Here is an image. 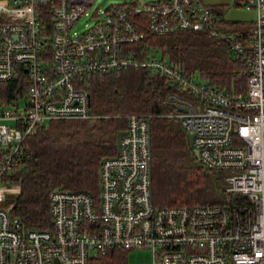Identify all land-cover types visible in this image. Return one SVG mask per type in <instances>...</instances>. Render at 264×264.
Returning <instances> with one entry per match:
<instances>
[{"label":"built area","instance_id":"2783aa9c","mask_svg":"<svg viewBox=\"0 0 264 264\" xmlns=\"http://www.w3.org/2000/svg\"><path fill=\"white\" fill-rule=\"evenodd\" d=\"M94 3L0 0V82L19 73L24 85L21 95L0 101V264H88L112 248L148 250L145 264H264V0L234 1L255 12L247 39L224 28L222 14L205 0L114 4L76 32ZM186 31L207 32L244 63V93L211 86L167 57L134 49L146 35ZM128 67L164 79L171 89L164 103L172 110L161 116L190 135L204 168L224 173L223 191L231 197L154 206L151 116L132 113L123 116L119 149L101 163L98 194L55 188L48 195L51 227L26 229L4 205L20 193L8 175L23 141L50 121L95 118L88 79Z\"/></svg>","mask_w":264,"mask_h":264},{"label":"trees","instance_id":"16d2710c","mask_svg":"<svg viewBox=\"0 0 264 264\" xmlns=\"http://www.w3.org/2000/svg\"><path fill=\"white\" fill-rule=\"evenodd\" d=\"M248 25L222 17V26L231 32H243L244 39L249 35ZM134 49L137 55L167 57L185 73L198 75L211 86L234 93L246 91L244 63L232 58L226 46L207 32L146 35ZM20 78L18 73L17 79L0 82V101L10 102L22 94ZM85 88L96 117L50 121L39 126L23 141L17 165L8 175L9 182L20 185V193L4 205L26 229L51 227L48 195L60 185L73 192L98 194L101 160L116 153V135L126 129L123 116L132 113L151 116L154 206L201 205L210 203L209 197L216 192L223 196L224 173L204 168L191 151L184 129L175 120L161 116L172 110L164 103L171 89L158 74L128 67L97 73L88 79ZM126 252L112 248L104 255H92L88 264H127Z\"/></svg>","mask_w":264,"mask_h":264},{"label":"rangeland","instance_id":"374dc122","mask_svg":"<svg viewBox=\"0 0 264 264\" xmlns=\"http://www.w3.org/2000/svg\"><path fill=\"white\" fill-rule=\"evenodd\" d=\"M132 0H105V2L101 4L102 0H95V3L92 4L87 13L82 15L80 19L77 21L74 30L78 33H82L88 28H90L96 22L99 17L98 14H101L105 9L114 4H124L130 2ZM145 1H156V0H145ZM208 6L221 10L222 17L224 19L229 20H243V18H247L248 13L242 7H235L234 0H205ZM22 103V101H21ZM12 126V123H7ZM224 197V199H222ZM231 195L223 192V196L221 193L216 192L209 197L210 203H222L226 199H229ZM126 261L127 264H145L148 263L151 259V253L145 249H131L126 250Z\"/></svg>","mask_w":264,"mask_h":264},{"label":"water","instance_id":"95a60500","mask_svg":"<svg viewBox=\"0 0 264 264\" xmlns=\"http://www.w3.org/2000/svg\"><path fill=\"white\" fill-rule=\"evenodd\" d=\"M142 1H143V0H142ZM104 2H105V0H102L101 5H102ZM180 110L182 111L183 109H180ZM125 134H126V131H125V130L120 131V132L117 133V135H116V150L119 149V147H120V143H121V139H122V137H123ZM188 139H190V135L188 136ZM193 154L196 156L197 152H196V151H193ZM104 159H105V158H103V159L101 160V163L103 162ZM62 188H63V186L60 185V186L56 187V190H60V189H62ZM222 190H224V187L222 188Z\"/></svg>","mask_w":264,"mask_h":264},{"label":"crops","instance_id":"0c3cea01","mask_svg":"<svg viewBox=\"0 0 264 264\" xmlns=\"http://www.w3.org/2000/svg\"><path fill=\"white\" fill-rule=\"evenodd\" d=\"M235 1V0H234ZM246 10V9H245ZM248 13H251V14H248L247 18H243V20H233V21H241L245 24H249L248 27L251 28V25H252V21L254 19V16H255V12L253 10H247ZM229 20V19H227ZM246 26V25H244ZM247 28V27H246ZM241 32V31H240ZM250 32V31H249ZM243 33V32H242ZM196 157V156H195Z\"/></svg>","mask_w":264,"mask_h":264}]
</instances>
